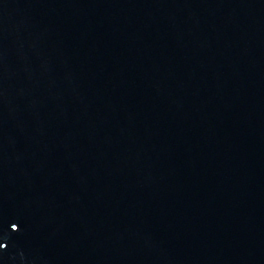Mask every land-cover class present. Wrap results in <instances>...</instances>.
<instances>
[{
    "label": "water",
    "instance_id": "obj_1",
    "mask_svg": "<svg viewBox=\"0 0 264 264\" xmlns=\"http://www.w3.org/2000/svg\"><path fill=\"white\" fill-rule=\"evenodd\" d=\"M0 264H264V0H0Z\"/></svg>",
    "mask_w": 264,
    "mask_h": 264
}]
</instances>
